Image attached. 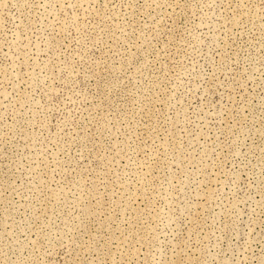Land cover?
Returning a JSON list of instances; mask_svg holds the SVG:
<instances>
[{
    "label": "rangeland",
    "instance_id": "obj_1",
    "mask_svg": "<svg viewBox=\"0 0 264 264\" xmlns=\"http://www.w3.org/2000/svg\"><path fill=\"white\" fill-rule=\"evenodd\" d=\"M0 264H264V0H0Z\"/></svg>",
    "mask_w": 264,
    "mask_h": 264
}]
</instances>
